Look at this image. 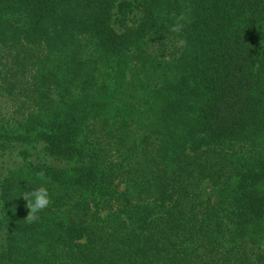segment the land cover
<instances>
[{
  "label": "trees",
  "instance_id": "1",
  "mask_svg": "<svg viewBox=\"0 0 264 264\" xmlns=\"http://www.w3.org/2000/svg\"><path fill=\"white\" fill-rule=\"evenodd\" d=\"M0 264H264V0H0Z\"/></svg>",
  "mask_w": 264,
  "mask_h": 264
},
{
  "label": "clouds",
  "instance_id": "2",
  "mask_svg": "<svg viewBox=\"0 0 264 264\" xmlns=\"http://www.w3.org/2000/svg\"><path fill=\"white\" fill-rule=\"evenodd\" d=\"M184 19L185 17L181 15L175 26H173L172 31L180 32L184 27V24L181 23ZM40 175L43 177L44 174L40 173ZM23 198L27 201V207L30 209V215L27 220H36L37 214L47 208L50 204L48 191L43 186L36 187L29 192H25L23 194Z\"/></svg>",
  "mask_w": 264,
  "mask_h": 264
}]
</instances>
